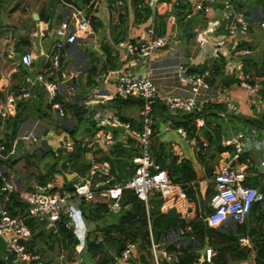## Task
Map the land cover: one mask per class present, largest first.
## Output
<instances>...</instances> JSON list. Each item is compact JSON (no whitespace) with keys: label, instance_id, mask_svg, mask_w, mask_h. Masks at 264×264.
<instances>
[{"label":"built area","instance_id":"2783aa9c","mask_svg":"<svg viewBox=\"0 0 264 264\" xmlns=\"http://www.w3.org/2000/svg\"><path fill=\"white\" fill-rule=\"evenodd\" d=\"M123 1L115 0V3L121 5ZM157 1L159 0H146L152 5ZM187 1L191 2V9L188 10L187 17L192 16L194 12L212 14L209 18V25L204 28V33L199 38V45L206 48L209 40H211V46L216 50L214 55L218 56L220 52H223L227 62L232 58V55H238L234 63V69L239 74L242 83L250 91V94L257 95L260 81L249 80L247 78L249 73L244 70L243 56L250 54L252 48L248 45L242 46V43L247 40L253 24L246 8L238 6L234 0ZM90 2L81 6L71 2L72 9L55 25L56 37L53 41L49 59L35 74L31 72L25 74L27 85L19 93L20 97L29 95L31 93L30 88L37 82H41L48 91L49 99L59 114L65 115L67 113L64 102L58 98V94L61 92L60 81L53 77L52 73L61 65L63 48L92 29V20L87 9ZM182 2L183 0H172L173 6ZM139 4L143 5L144 2ZM217 13L220 16H217ZM261 23L264 25V20ZM220 27L225 28L224 33L218 32ZM225 39L227 40L225 41ZM170 40L171 38L167 32H157L155 20L150 19L147 37L137 39L122 37L118 40V45L124 47L130 53L151 56L158 48L167 45ZM21 57L27 65L31 66L34 62V54L30 50L23 52ZM174 70L183 81L190 84V92L187 94L165 93L164 99L169 109L175 112L176 110L200 108V93L204 87L211 84L208 78L210 71L208 69L205 71L191 70L190 65L185 61L176 64ZM225 89L219 88V92H226ZM115 94L124 97L140 95L144 98V105L141 108L143 115L142 127L133 126L129 121L122 119L116 112V107L108 111L99 108L100 110L93 115L90 113L91 109H88L86 115H92L103 126L98 128L92 135L79 139L64 138L62 136L59 139V147L67 151H75L78 146L94 147L96 139H101L103 142L114 139V130L106 127L108 123L125 125L126 129H129L130 135L135 137L137 144H139V152L133 156L136 162L135 172L127 178H113L111 162L104 160L93 163L91 169L86 173L78 174L77 180L73 179L75 188L59 189L60 184L55 177L47 181L37 180L31 186L19 188L16 180L7 175L0 166V235L5 236L9 249L3 255L5 259L14 256L15 261L24 264H81L79 253L81 250L86 249L88 233L94 228L93 222H90L84 213L82 207L84 199L106 202L108 211L114 213L122 208V194L125 187L135 189L147 203L151 192L159 190L164 197L161 207L165 210L172 205L177 206L179 209L184 200L190 199L182 182L175 181L171 177L168 167L158 161L153 153L154 128L151 109L152 102L155 99L154 96L158 95V84L152 75V69L147 72L139 70L120 72L116 78ZM13 105L14 98L5 101L0 96L1 112L5 114L8 108ZM168 121L171 123V118H168ZM199 122H203V120H199ZM178 129L184 134L187 133L186 128L182 125L178 126ZM22 136L29 138L31 141L42 143V136L35 126L23 131ZM15 140L16 138L13 139L7 155L14 154ZM222 140L224 143H235V155L238 156L239 153L251 150L254 147L264 149V129L260 135L256 126L252 129L246 126L240 128L231 136L224 134ZM5 147V143L0 142V159L6 155L4 153ZM227 152L229 155L231 154L230 151ZM260 164L261 168L248 169V160L241 162L239 166L233 165L230 160H223L214 169L213 178L215 179L216 188L210 197L211 209L204 214V218L210 224L221 225L227 223L226 221L229 218L239 222L246 220L253 204L264 198V190L259 184H250L245 181L250 173L262 175L264 178V157ZM94 181L97 183H94ZM63 184L65 185V183ZM18 189L20 190V197L28 204L25 205L24 210L13 212L9 207V202L13 199L14 191ZM182 214L188 216L185 211ZM32 215H35L45 223L48 229L55 232L59 230V222L63 220L68 226L72 227L79 238L74 255L69 257L68 252L63 248L59 252L57 260H53L46 257L42 251L30 248L27 243L31 232L28 219ZM150 237L149 257L153 259V264H182L176 252L170 250L161 241L155 240L151 222ZM102 238V233L98 234L97 239ZM241 241L243 244H251L248 236H242ZM206 245L203 251V261H192L185 264H213L217 249L211 244L209 235L206 236ZM109 264H142L140 242L135 239H128L123 248L114 252V257Z\"/></svg>","mask_w":264,"mask_h":264},{"label":"trees","instance_id":"16d2710c","mask_svg":"<svg viewBox=\"0 0 264 264\" xmlns=\"http://www.w3.org/2000/svg\"><path fill=\"white\" fill-rule=\"evenodd\" d=\"M9 1L10 0H0V9L4 6L5 2ZM58 1H61L65 5H68L67 2L83 5L89 3L91 0ZM144 1L145 0H133L140 20H148L149 16L153 13L151 4L146 3L140 6L139 3H143ZM234 1L241 7L249 3V0ZM124 2L125 5H127L129 0H124ZM255 2L256 0H253L250 7H244L250 16L251 7ZM100 3L101 0H92L87 8L89 17L92 20V27L97 30L100 29V21L97 19L96 11L99 10ZM175 8L177 9H175L177 22L181 23L185 29L189 28L194 18L193 16L187 17V12L191 9V2L183 0L182 3L176 4ZM53 14L54 11L51 14L40 12L41 18L49 19L51 22H54L52 20ZM155 14L159 16L160 21L157 32L163 33L166 30L168 16L167 14L160 13L158 10L155 11ZM201 14L204 16L205 22L207 23L210 18L209 14L204 12H201ZM58 17L59 20L63 18L62 12H59ZM189 32H191V38H196L200 30L192 29L188 30V33ZM114 37L115 43L118 45L117 43L120 39V35L115 34ZM247 45L251 46L252 43L245 40L242 46ZM68 46L69 45H66L63 49ZM104 47L106 58L104 59L103 65H112L114 69L120 68V61L113 63L115 54L113 53L112 44H104ZM94 52L95 51H91L90 53ZM243 62L244 70L249 73L247 78L254 82L256 79H259L260 88L257 95L264 99V55L260 58L252 53L246 54L243 56ZM63 65V60H61V66ZM98 68L99 64L93 62L91 72L98 70ZM190 69L202 71L208 69L210 71L208 74L210 82L217 86H229L235 81H241L236 71L229 72L227 69V58L223 52H220L217 57H212L203 63L192 64ZM60 70L63 69L60 68ZM33 91L38 93H34L31 98L20 99L18 101L17 111L15 113H9L5 116V119H0V124H3V130L1 132L4 133V135L0 137V141L5 143V151L12 145V141L17 135L22 121L28 115L32 103H36L42 112H48L39 104V100H42L45 95H48V91L40 84L36 85ZM58 98L64 102L66 108L70 109L72 117L74 116V119H77L76 123L73 122V124L68 127L78 126L79 122L84 117L86 118L89 109L88 104L81 102V100L87 99L89 96L81 94L79 98H74L73 96V98L66 99L64 95L59 93ZM30 101L32 102L30 103ZM49 103L51 104L50 99ZM110 103L116 107V112L122 119L130 121L133 126L142 127V113L140 117L136 118L125 109L127 106H137L141 109L144 105V98L142 96L130 95L124 97L115 94L110 98ZM228 110L227 101L218 98L205 100L200 108L185 110L183 112L171 111L165 100L159 95H157V98L152 102L151 113L154 119L153 137H156L155 141L153 140V153L158 161H161L163 165L168 167L171 177L175 181L182 182L190 198L196 199L197 202L198 196L196 194L195 181H197L199 175L195 163L193 159L188 156H180V154L171 149L166 142L157 141V138H159V128H157V123L159 121H157V119H159L158 117L165 120L171 118V123L174 126L178 127L182 125L187 129L189 137L201 138L199 141L201 145L198 149V158L202 164H204V169L207 174L212 176L215 167L212 158L219 156L225 150L235 153L236 149L235 143H224L222 140L225 131L220 120V115L222 111L230 113ZM0 117H3L2 114ZM90 117L91 116H87L91 122V125H88V127L89 131L91 130L92 132L101 127V125L94 118ZM246 118H249L260 132L264 129V111L254 115H247ZM200 119L203 120V123L199 127L198 120ZM120 132V130H114L115 135H119ZM204 140H207V144L204 143ZM205 148H208V150ZM209 149H212L210 154L208 153ZM86 150L87 148L83 146H78L75 151H64L63 148L60 147L59 150L47 147V150L42 154L46 155L47 152L51 151L54 155V160L47 162L46 169L39 171L37 178L40 181H47L54 178L56 172L60 171L62 167L70 171H77L78 174L86 173L93 165V161H89L86 155ZM107 151L106 154L98 156L97 161L109 160L112 165V171L117 178H127L135 172L136 162L133 156L139 152V144H137L136 138L129 136L126 140L116 139ZM238 157L241 160L245 159L249 161L251 159L249 150L239 153ZM59 163H61L60 167ZM4 171L6 172V170ZM64 177L65 185H67L68 180H66L65 174ZM245 181L250 184H259L264 190V178L262 175L250 173ZM215 188V179L212 176L211 182L206 186V197L203 206H200V203H198L199 205L197 204L195 214L191 217L184 216L175 205L170 206L166 210L162 209L161 204L164 197L159 190L151 192L147 203L135 189L125 187L122 194V208L116 213L108 211L106 202L84 199L82 201L84 213L88 220L94 224V228L89 231L87 237L86 257H91L93 259L94 263L91 264H109L114 257V252L123 248L128 239H135L140 242L142 264H147L150 254L151 222L155 240L161 241L170 250L176 252L182 264L204 260V253L201 252V248L206 244L207 235L210 236L211 244L217 249L213 264H229L233 260L246 259L252 254L257 264H264V198L253 204L251 211L243 222L236 220L235 226H231L228 223L213 225L204 218V214L211 209L210 197ZM19 194V189L14 191L13 199L9 202V207L13 212H20L26 208V203ZM28 222L31 227V232L27 239L30 248L42 252L48 248L51 252L56 254L53 247L57 245L60 248H66L69 257L74 255L79 238L73 231V228L68 226L64 220L59 222V230L56 232L52 229H48L45 223L35 215L30 216ZM178 227H180L181 231L177 232L175 238L169 239L168 231L170 229L176 230ZM100 233H102L103 238L99 240L97 236ZM242 236H248L251 244H243L241 241ZM176 240H180V242L177 244ZM0 264L24 263L15 261L14 256L5 259L0 255Z\"/></svg>","mask_w":264,"mask_h":264},{"label":"crops","instance_id":"0c3cea01","mask_svg":"<svg viewBox=\"0 0 264 264\" xmlns=\"http://www.w3.org/2000/svg\"><path fill=\"white\" fill-rule=\"evenodd\" d=\"M104 1L107 2V4H105L107 7H108V3L116 4L115 0H101V3H103ZM101 3L99 9L102 10L104 6L101 5ZM146 3L149 2H146L145 0L144 4ZM124 4L125 2L123 1L121 5ZM260 7L261 4L259 2H255L254 9L259 12ZM69 8L67 9V6L58 0H10L9 2H5L4 6L1 7L0 9V96L5 101L9 100L10 98H14V105L11 106V108H8L5 114L0 111V113L3 116L0 117V119L1 118L5 119V116H7L9 113H15L18 109V101L20 99H25V98L28 99L29 97L31 98V96H33L34 93H38L33 91V88L36 85L40 84L43 86L41 82H37L35 85H33L30 88L31 93L29 95L24 97L19 96V93H21L23 88H25V86L27 85V81L25 80V74L27 72H31L32 74H35L45 65L47 59H49L51 55L54 38L52 40L49 39L50 38L48 35L49 32H47L46 26L49 24L51 26L52 32L55 33L54 29H55V25L59 21V17H58L59 12H62L64 16L68 13ZM152 8H153V13L149 16L148 20L139 19L140 21L139 26H133L130 29L126 24L128 28H126V30L124 28L125 31H121L120 30L121 28H118L116 30L112 26V28L108 31V33L103 35L97 34L99 29L97 30L94 29V27H92V29L89 30L87 33H85V35L80 36L78 40L74 41L73 43L69 44L68 47L63 49L62 60L64 65L63 66L60 65L52 73V76L56 77L60 81V86H61L60 93L64 95L66 99L73 98V96L74 98H79L81 94H86L87 96H89V98L87 99H82L81 102L88 104L89 109H91L90 113H92V115L95 112L99 111L100 110L99 108L103 109V111H108L115 107L110 103V98L113 95H115L116 78L118 74L125 70H139L142 72H147L149 69H152V75L158 84V95L163 99H164V94L167 92H177L182 94L189 93L190 84L188 82L183 81L178 76V74L174 70V67L176 64L183 61L188 62V64L191 67V65L194 64V62L203 63L212 57H217L214 55L216 50L214 47L211 46L212 44L211 40H209L206 48L205 47L202 48L201 45H199V38L203 35L204 28H206L209 25L210 20L207 21L206 23L205 18L201 14V12H194V14L192 15L194 17L193 22L191 23L189 28L185 29L181 23L177 22L175 15L176 8L175 6H173L172 0H159L157 1V3L152 5ZM35 10L39 12V17L33 16V12ZM156 10H158L160 13L167 14L168 16L165 32L169 34L171 40L167 45L158 48L151 56H142L137 53H130L124 47L116 45L115 43L116 41L114 37L115 34H119L120 35L119 38L130 37L137 39V38L147 37L148 25L150 19L155 20L156 28L160 23L159 16L158 15L156 16L155 14ZM53 11L54 14L52 20L54 22H51V20L49 19L41 18L40 12L44 14H48V13L51 14ZM120 15L122 14L120 13ZM216 15L220 16L219 13H217ZM46 22H48L47 25H45ZM252 28L255 29V25L252 24ZM192 29L200 30V33L195 38L196 46L194 44V47L193 45H190L187 42L188 40L191 39L190 38L191 32L188 33V30H192ZM111 30H113V35ZM222 30L223 32H225V28H223ZM91 33L95 34L94 36L95 41L89 37ZM182 38H185V40L181 41ZM227 39H229V37H227ZM227 39H225V41ZM251 39L252 36L248 35L247 41L249 43H252L250 41ZM104 44H112L113 53L115 54L113 63L120 61L121 64L120 68L114 69L112 68V65H107V64L103 65L104 59L106 58ZM250 47L252 48V45ZM27 50L32 51L34 54V62L31 66L25 64L22 61V57H21L22 53ZM91 51H95L97 53L95 52L90 53ZM70 54L71 57L68 58L67 56ZM262 56H260V58ZM237 57L238 55H232V58L228 60L227 69L229 70V72L235 71L234 63ZM107 60L111 61L110 59ZM93 62L99 64V68L98 70L91 72V66ZM60 68L63 70H60ZM66 84H67V88H66ZM239 84L243 86L242 90H239L236 87V85ZM238 87L240 88V86ZM219 88L220 89L226 88L225 89L226 92L223 91V93L222 92L220 93ZM246 94H250V91L244 85V83H242V81H235L229 86H217L211 83L210 86L204 87L202 89V92L200 93L201 97L199 99V102L202 106L204 101L208 99H214V98L225 99L227 101L228 108L230 110V107L234 105L233 103H235L237 105V108H239L238 104L236 103L238 101V95L246 96ZM250 95L252 97L255 96V94L254 95L250 94ZM260 99L263 102V105L261 106H263L264 109V99H262L261 97ZM248 101L250 105L253 103L251 102L253 101V99L252 100L250 99ZM260 107L258 108L257 106L258 110L252 111V113L248 109H246L245 112L243 111L245 115H241V116L246 117L247 115L258 114V112H261ZM68 109L69 108H67L66 114H68ZM125 109L129 114L133 115L136 118L141 116L140 107L127 106L125 107ZM183 111L185 110H176L175 112H183ZM225 113L226 112L222 111L221 115L225 116ZM65 115H60L61 117L59 118L60 120L59 127L61 129L74 130L73 128L77 126L74 127L72 126L70 128L68 126H71V124H73L75 119H73V117H71L73 121L68 119L69 123H71L68 124L63 121ZM90 118H93V116H91ZM158 118L159 119H157V121L159 122L157 123V128H159V132H158L159 138H157V141L160 140L166 143L168 142L169 145L168 143L167 145L175 152L179 153L180 156H188L192 158L187 153L188 145L186 146L180 145L173 138V134L170 132V130H174V129L180 131L178 127L172 126V123H169L167 119L165 120V119H161L160 117ZM65 120L67 119L65 118ZM202 123L203 122H199L198 120L199 127ZM31 126H35L38 133L42 135L43 147L49 146V144L46 142V138L44 137L45 131H47L49 127L54 126V124L45 120L41 115L35 116L30 114L24 118L18 129L17 139L14 144L15 155L17 154L18 151L17 150L18 145L16 144L17 140L19 139V141H22L21 139L22 138L24 139V137L22 136L23 131H25L27 128ZM246 126L252 129L255 126V124H252V126H249L247 124ZM2 130H3V124H0V137L4 135V133L1 132ZM120 131L121 132L119 133V135H115L114 133V139L112 141L103 142V140L101 139H96L94 147H90V148L86 147L87 148L86 155L88 156V158L91 159L90 161H93V163L101 162V161H97L98 156H102L106 154L108 152L107 151L108 148L112 146V144L116 141V139L126 140L129 136H131L129 129L128 130L124 129ZM230 131H232V129ZM93 132L94 131L91 132V130L85 132L84 135H81L79 138L92 135ZM182 134L188 136L187 133L186 134L182 133ZM232 134L233 133L230 132V134H226V135L231 136ZM190 138L192 144L199 143L198 141H196L197 137H190ZM25 141L30 149L31 155L26 154L25 157L20 156V158H14L15 155L13 154L7 155L8 150L5 151L4 149V153H6V155H4V158L0 159L1 168L6 170L5 173L7 175L11 176L16 180L19 187L22 186L28 187L31 186L35 181H37V179H35V175L32 176L33 177L32 179H29L31 173H33L35 170L34 168L35 165H28L27 167L25 162H26V158L27 160H29L30 157H33L35 151L37 152L41 151L40 147L38 146L34 149L35 142L29 140V138H25ZM205 141L207 140H204V143ZM200 145L201 144L199 143L197 147H195V149L196 150L199 149ZM227 151L228 150H225L220 154L221 159L217 163L218 165L223 160H230V163H232L235 166H239L241 162L246 161L245 159L242 160L239 159V157L236 156L235 153L230 152L231 154L229 155ZM256 153H258L257 157L255 156ZM22 155H24V152H22ZM44 156L45 155H43L42 157ZM249 156L251 157V159L248 161L249 163L248 169H257L262 167L260 163L264 157V149L254 147L251 150H249ZM15 159H18L17 162H14ZM5 163H7L8 166H6ZM201 165L204 168V164ZM217 166H215L214 169ZM203 173L205 174V176L208 177V174L205 171V169L203 170ZM37 174L38 173H36V176ZM198 175H199V171H198ZM112 177L116 178V175L114 174V176ZM199 180L200 179L198 178L197 181H195L196 188L199 187L198 185ZM26 181L28 182L27 184H25ZM207 183L202 188L203 194H205L204 192L206 190ZM200 202H201L200 199H198L197 202V200L195 201V199L190 198L188 200H184L180 205L179 209L182 212L185 211V214L188 215L187 217H190L193 216L197 204ZM187 208H188V213H187ZM4 242H0V245H3ZM5 251H8V248L4 250V253ZM43 253L45 256L53 260H57L58 258V255L54 254V252H51V250H49L48 248L43 250ZM252 256H253L252 257L253 262H249V264H257L253 254ZM148 258L152 259L151 257ZM247 262L248 260L246 258L240 260L237 264H248ZM152 264H153V259H152Z\"/></svg>","mask_w":264,"mask_h":264},{"label":"rangeland","instance_id":"374dc122","mask_svg":"<svg viewBox=\"0 0 264 264\" xmlns=\"http://www.w3.org/2000/svg\"><path fill=\"white\" fill-rule=\"evenodd\" d=\"M251 2H253V0H249V3L245 4L244 7H246V8L250 7ZM256 2H259L261 4V7L259 9L260 13L254 9V6H255V4H254L251 7V16L250 17H251V20L253 21V25H255V29L252 28L249 35L252 36V39L250 41L252 42V50L253 51H251V53L254 55H258V57H260L264 54V25L261 23V21L264 20V0H256ZM105 4H107L106 1L101 3V5H103L104 8H102V10L99 9L96 11L97 19L100 21L99 22V28L100 29L98 30L97 34H100V35L101 34L102 35L107 34L108 31L112 28V26L116 30L118 28H121L120 29L121 31H125L126 28H128V27L131 29L133 26H139L140 25L137 10H136L135 4L133 3L132 0H129V2H127V5L124 4L121 6L108 3V7H107ZM70 5H71V2H69L68 5H66L67 9L69 8ZM70 9H72V6H70L69 10ZM69 10H68V13H69ZM120 13L123 15H120ZM256 20L259 22H257ZM47 23L48 22H46L45 25H47ZM126 24L128 25V27ZM124 28H125V30H124ZM222 29H223L222 27L219 28V33H224ZM46 30H47V32H49V34H48L50 37L49 39L50 40H52L53 38L55 39L56 35L54 32H52L51 26L49 24L46 26ZM111 31H112V35H113V30H111ZM179 34H180V32H179ZM94 36H95V34L91 33V35L89 37L95 41ZM184 40H185V38H182L181 41H184ZM187 42L190 45H193V47H194V44L196 46L195 37H192ZM88 50H87V52H88ZM95 53H97V52H95ZM67 57L68 58L71 57V54L68 55ZM256 80H259V79H256ZM238 86H240L241 89ZM236 87L239 90H242V88H243V86L241 84L236 85ZM66 88H67V84H66ZM247 93H249V92H247ZM250 99L251 100L253 99V101H251V102H253L251 105L249 104V101H248ZM31 102L32 101H30V103ZM236 103L238 104L239 108H237V105L235 103H233L234 105L231 106L230 110H229L230 113L226 112L225 116L220 115L222 126H223V129H224L226 134H230V132L235 134L238 131V129L245 128L247 124L249 126H252V121L249 118L242 117L241 115H245L244 112L246 109H248L252 113V111L258 110L257 106L259 108L261 105H263V102L260 99V96L252 97L250 94H246V96L238 95V101ZM39 104H41L44 107V109L47 110L48 112L47 113L42 112V110H40L38 108V105L36 103L35 104L32 103V106H31L30 110L28 111V115H30V114L35 115V116L41 115V116H43V118L45 120L54 124V126L49 127L48 130L45 131L44 137L46 138V142L49 144V146L43 147L42 143L32 140V142H35L34 149L38 146V147H40L41 151L40 152H37V151L34 152L33 151L34 152L33 157H30L29 160H27V158H26L25 163H26L27 167H28V165H35L34 168L36 170V171L34 170V172L32 171L33 173H31V176L29 177V179H32L33 178L32 176L35 175V179H37V180H38V178L36 176V173H38L41 170H45L47 162L54 160V155L51 153V151L47 152L46 155L44 157H42L43 156L42 153L45 150H47V147L48 148L51 147V148H55L56 150H59V144H60L59 138L60 137H62V136L64 138L72 137V138L77 139L81 135H84L85 132H88L89 131L88 125H91V122L87 118V115H86V118L84 117L79 122V125L76 127V129H74V130L61 129L59 127V124H60L59 118L61 116H60L59 112L57 111V109L53 105H51L52 102H51V104L49 103L48 95H45L42 100H39ZM262 109H263V106L260 107V110L264 111V109L263 110ZM239 110H240V113H239ZM69 111H70V109H68V114H66V116H64L63 121L68 123V124H71V123H69L68 119L73 121V119L75 117L73 116V119H72L71 118L72 114ZM65 118L67 120H65ZM76 122H77V119H75L74 123H76ZM172 126H174V125L172 124ZM231 129H232V131H230ZM170 132L173 134V138L180 145H182V146L188 145L187 153L194 159L196 167L199 171V176H200L199 177L200 180L198 182L199 188H196V194L198 196V199L201 200L200 206H203V204L205 202L206 194H203L202 188L205 186V184L207 182L208 183L211 182L212 176L208 175V177H207L203 173L204 168L201 165L202 162L199 160L198 155H197L198 149L197 150L195 149V147H197V145L199 143H196L197 145L192 144V142L190 140L191 138L189 136L183 135L182 132L178 131L177 129L170 130ZM259 133L261 135L260 131H259ZM15 138L17 139V135L15 136ZM21 140L22 141H19V139H18L16 142V144L18 145V148H17L18 151H17L16 155L13 154V155H15L14 158H20V156L25 157L26 154L31 155L30 149L26 144L25 138L24 139L22 138ZM153 140L155 141V137H153ZM200 140H201V138H196V141L199 142ZM168 145H169V143H168ZM205 149L208 150V148H205ZM63 150L67 151L66 149H63ZM211 150L212 149H209V152H208L209 154H210ZM22 152H24V155H22ZM257 155H258V153L255 154L256 157H257ZM220 159H221L220 155L212 158V162L215 164V166L218 165L217 163L220 161ZM17 160L18 159H15L14 162H17ZM5 165L8 166L7 163H5ZM60 165H61V163H59V167H60ZM64 174L66 175V178L68 177L69 179L77 180V178H78V172L77 171H70L69 169H65L64 167H62L61 170L57 171L56 175H55L58 183L60 184L59 189L67 188V186H68V184L67 185L63 184V182L65 180ZM27 183L28 182L26 181L25 184H27ZM94 183H97V182L94 181ZM200 187H201V190H200ZM21 188H24V186H22ZM195 201H196V199H195ZM226 222L231 226L236 225V220L233 218H229V220ZM178 231H181V230L179 228H177L176 230L173 229V231H168V238L169 239L175 238ZM4 240H5V236L0 235V242H4ZM176 241H178V240H176ZM7 248H8V245H7V242L5 241L3 245H0V255L3 256L4 250ZM53 249L55 250L56 254L58 255L59 252L61 251V249H63V248H60L59 246L55 245L53 247ZM64 249H65V251L68 252V250L66 248H64ZM76 249L77 248H75V251H76ZM85 250L86 249H83L79 253V259L82 261L81 264L94 263V261L91 257L90 258L86 257V255H85L86 251ZM147 254H149V253H147ZM252 257L253 256L251 255L247 258L248 264H249V262H253ZM141 259H142V257H141ZM239 261L240 260H233L229 264H237ZM147 264H152V259L148 258Z\"/></svg>","mask_w":264,"mask_h":264},{"label":"water","instance_id":"95a60500","mask_svg":"<svg viewBox=\"0 0 264 264\" xmlns=\"http://www.w3.org/2000/svg\"><path fill=\"white\" fill-rule=\"evenodd\" d=\"M33 16L34 17H39V12L38 11H34L33 12ZM238 76H239V74H237ZM154 98H157V95H155L154 96ZM107 127L109 128V129H113V130H124V129H126V126L125 125H120V124H114V123H108L107 124ZM76 128V127H75ZM75 128H73V129H75ZM91 159L89 158V161H90ZM67 179H68V188H75V183H74V180L73 179H69L68 177H67ZM53 187H55V186H53ZM26 204H28V202L26 201L25 202ZM179 229H180V227H178ZM169 231H173V229H170ZM180 241L178 240V241H176V243L178 244ZM206 244L204 245V247H202L201 248V252H203L204 250H205V248H206Z\"/></svg>","mask_w":264,"mask_h":264},{"label":"clouds","instance_id":"9594fccd","mask_svg":"<svg viewBox=\"0 0 264 264\" xmlns=\"http://www.w3.org/2000/svg\"><path fill=\"white\" fill-rule=\"evenodd\" d=\"M91 116H92V115H91ZM100 125H101V127L103 126L102 124H100ZM99 128H100V127H99ZM97 129H98V128H97ZM97 129H96V130H97ZM96 130H95V131H96ZM95 131H94V132H95ZM67 180H68V179H67ZM64 182H65V181H64ZM67 187H68V186H67Z\"/></svg>","mask_w":264,"mask_h":264}]
</instances>
